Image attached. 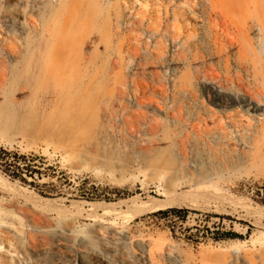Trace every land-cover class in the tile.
Instances as JSON below:
<instances>
[{"label":"rangeland","instance_id":"374dc122","mask_svg":"<svg viewBox=\"0 0 264 264\" xmlns=\"http://www.w3.org/2000/svg\"><path fill=\"white\" fill-rule=\"evenodd\" d=\"M260 25L264 0H0V264H264Z\"/></svg>","mask_w":264,"mask_h":264},{"label":"bare ground","instance_id":"6f19581e","mask_svg":"<svg viewBox=\"0 0 264 264\" xmlns=\"http://www.w3.org/2000/svg\"><path fill=\"white\" fill-rule=\"evenodd\" d=\"M73 16L74 15H70V16H68V18H66L68 21H70V20H73ZM259 30L260 31H262V35L264 36V26H262V25H260V27H259ZM226 44H227V42H222V45H225V48L224 49H216L215 51H214V54H227L228 53V49H226L227 48V46H226ZM248 44H249V46L250 45H252V40H250V39H248ZM241 47H242V45H241ZM246 46H244V48H245ZM243 48V49H244ZM93 204V203H92ZM97 207V206H96ZM37 232H40L41 230L40 229H38V228H36L35 229ZM66 234V233H69V235L70 236H72V234L74 235V230H68V232L67 231H64V230H62V229H60L59 231H58V234L59 235H61V234ZM94 254H97V255H103V253L102 252H94ZM151 261H152V264H160V260H159V258L158 257H156L154 254H152L151 255Z\"/></svg>","mask_w":264,"mask_h":264},{"label":"trees","instance_id":"16d2710c","mask_svg":"<svg viewBox=\"0 0 264 264\" xmlns=\"http://www.w3.org/2000/svg\"><path fill=\"white\" fill-rule=\"evenodd\" d=\"M174 211H176V213H180L179 215H182V216H181L182 218H185V217H186V214H187V212H188L187 210H184V211H181V210H178V211H177V210H174ZM181 213H182V214H181Z\"/></svg>","mask_w":264,"mask_h":264},{"label":"crops","instance_id":"0c3cea01","mask_svg":"<svg viewBox=\"0 0 264 264\" xmlns=\"http://www.w3.org/2000/svg\"><path fill=\"white\" fill-rule=\"evenodd\" d=\"M103 253V255H100V257H103L104 255H109V254H111V253H108V252H102Z\"/></svg>","mask_w":264,"mask_h":264}]
</instances>
